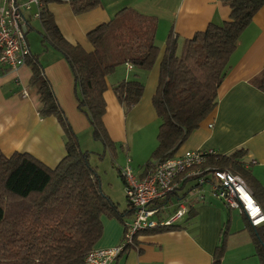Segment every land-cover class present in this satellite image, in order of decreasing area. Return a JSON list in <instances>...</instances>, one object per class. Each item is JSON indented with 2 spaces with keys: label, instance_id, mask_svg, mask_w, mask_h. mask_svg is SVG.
I'll return each instance as SVG.
<instances>
[{
  "label": "trees",
  "instance_id": "16d2710c",
  "mask_svg": "<svg viewBox=\"0 0 264 264\" xmlns=\"http://www.w3.org/2000/svg\"><path fill=\"white\" fill-rule=\"evenodd\" d=\"M222 1L229 9L227 19L211 22L184 39L179 53L177 38L170 34L166 40L152 97L159 120L157 145L143 165L142 175L156 163L173 157L215 110L218 88L230 69V56L238 38L264 5V0ZM47 2L62 0H41L38 21L42 46L60 51L74 79L77 108L92 128L93 139L115 154L117 148L102 122L107 78L126 65L134 70L131 78L111 86L124 113H128L142 98L144 82L140 74L150 71L159 55L160 48L155 43L157 20L133 8H122L109 21L86 33L90 46L86 50L62 37L46 9ZM66 3L74 15H81L99 7L100 0ZM36 57L29 54L26 64L31 68L30 85L36 89L38 113L43 118H56L63 128L65 154L51 168L30 154L15 152L6 156L0 150V264H83L102 236V216L116 218L124 226L131 208L126 199L125 210L119 211L103 193L89 152L80 149ZM250 84L264 94V69ZM245 156V149L227 155H206L201 168L205 174L220 170L242 178L264 215V189L251 174ZM117 172L120 176L119 169ZM194 216L190 205L183 222L188 223ZM183 225L176 223L139 234L183 230ZM249 233L254 254L264 264V222L250 226ZM225 236L223 232L219 237L210 264H222Z\"/></svg>",
  "mask_w": 264,
  "mask_h": 264
},
{
  "label": "crops",
  "instance_id": "0c3cea01",
  "mask_svg": "<svg viewBox=\"0 0 264 264\" xmlns=\"http://www.w3.org/2000/svg\"><path fill=\"white\" fill-rule=\"evenodd\" d=\"M15 1L22 4L26 0ZM66 1L47 2L46 9L62 37L68 43L79 44L86 50L90 49L86 33L96 25L109 21L122 8H133L157 20L155 43L160 48L159 55L152 69L140 74L144 91L139 103L125 114L112 92V85L133 75L134 70H128L125 66L108 76L107 89L103 93L104 127L116 148L118 145L126 148L123 161L130 158L132 167H137L135 175L140 177L148 155L156 146L152 144L151 137L152 140L156 139L159 120L152 97L168 36L171 34L177 38L179 53L184 39L204 30L211 22L226 20L229 9L222 0H100L96 9L74 15ZM30 29L37 32V35L27 33L30 54L37 56L42 73L80 149L89 152L91 164L94 157L102 158V144L93 139L92 128L77 108L70 68L59 50L50 45L43 48L38 20L29 21ZM263 69L264 5L238 38L230 56V69L218 88L215 110L186 138L175 155L197 149H210L216 155H227L236 149H245L244 160L249 163L251 174L264 189V94L250 84ZM30 78L31 68L27 64L16 71L4 72L0 68V150L6 156L15 152L30 154L53 168L65 154V133L56 118L39 115L36 89L30 85ZM23 91H26L27 97H23ZM122 165L116 166L117 169ZM92 166L98 167L97 164ZM186 195L177 192L172 196L171 209ZM188 199L187 209L191 205L195 216L188 223L183 222L185 217L179 222L184 224L185 229L138 234L134 246L121 252L112 264H210L223 232L226 233V248L222 264H260L254 254L249 223L243 215L238 212L232 214L207 192L201 201L196 197ZM101 222L102 236L96 246L118 245L123 235L121 222L103 217Z\"/></svg>",
  "mask_w": 264,
  "mask_h": 264
},
{
  "label": "built area",
  "instance_id": "2783aa9c",
  "mask_svg": "<svg viewBox=\"0 0 264 264\" xmlns=\"http://www.w3.org/2000/svg\"><path fill=\"white\" fill-rule=\"evenodd\" d=\"M1 4L0 68L4 72L16 71L26 64L30 54L27 43L29 21L39 19L42 3L41 0H26L22 4L15 0H1ZM126 67L132 69L130 65ZM22 94L23 97L28 96L26 91ZM214 154L210 149L185 151L156 163L140 177L135 175L131 160L127 157L119 170L131 214L125 218L122 239L116 246L91 249L83 264H112L121 252L134 246L140 232L179 223L186 216L188 197H196L201 201L206 192L227 210H237L250 226L261 225L264 215L242 178L227 171L211 170L207 174L202 171L206 155ZM190 181H194V186L189 190L190 195L179 199L174 210L168 209L172 195Z\"/></svg>",
  "mask_w": 264,
  "mask_h": 264
},
{
  "label": "rangeland",
  "instance_id": "374dc122",
  "mask_svg": "<svg viewBox=\"0 0 264 264\" xmlns=\"http://www.w3.org/2000/svg\"><path fill=\"white\" fill-rule=\"evenodd\" d=\"M29 33L37 35V32L34 29H30ZM144 132L146 131L144 130ZM148 132L150 133V131ZM155 132L156 130L154 131V133ZM152 139L153 137H151L152 144L157 145L156 139L155 140ZM125 151H126L125 147L120 148V146L118 145L116 149V153L112 154L109 151L104 150V147L102 146V158L99 159L97 157H94V159L91 161L92 165L97 164L98 166L96 167L97 175L99 177L100 186L102 188L103 193L107 195L113 203L116 204L119 211L125 210L127 202H126L124 186L122 184V180L120 176L118 175L116 166L122 165V162L125 163V161H123ZM148 156L150 157V155ZM149 157H147L148 160ZM132 169L135 172L137 167L134 166L132 167ZM192 186H194V181L188 182L183 189H180L178 191V194L182 195L187 193V195L189 196L190 195L189 190ZM168 209H171V207L169 206ZM230 211L232 212V214L237 212V210H230ZM102 217L106 219H116V218H109L108 216L105 215H103Z\"/></svg>",
  "mask_w": 264,
  "mask_h": 264
}]
</instances>
